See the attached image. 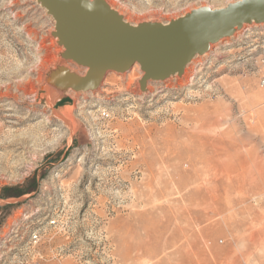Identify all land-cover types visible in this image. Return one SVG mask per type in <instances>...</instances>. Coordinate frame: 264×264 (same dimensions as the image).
I'll list each match as a JSON object with an SVG mask.
<instances>
[{"label": "rangeland", "instance_id": "obj_1", "mask_svg": "<svg viewBox=\"0 0 264 264\" xmlns=\"http://www.w3.org/2000/svg\"><path fill=\"white\" fill-rule=\"evenodd\" d=\"M104 1L137 26L242 0ZM55 32L0 0V264H264V23L145 89L86 86Z\"/></svg>", "mask_w": 264, "mask_h": 264}, {"label": "water", "instance_id": "obj_2", "mask_svg": "<svg viewBox=\"0 0 264 264\" xmlns=\"http://www.w3.org/2000/svg\"><path fill=\"white\" fill-rule=\"evenodd\" d=\"M56 21L65 58L88 70L85 85L98 87L110 72L135 65L141 87L183 74L211 45L253 21L264 23V0H242L225 9L201 8L168 24L132 25L104 0H39Z\"/></svg>", "mask_w": 264, "mask_h": 264}, {"label": "bare ground", "instance_id": "obj_3", "mask_svg": "<svg viewBox=\"0 0 264 264\" xmlns=\"http://www.w3.org/2000/svg\"><path fill=\"white\" fill-rule=\"evenodd\" d=\"M212 46V45H211ZM211 48V47H210ZM62 85H65L66 86V84H62ZM56 86V85H55ZM63 88V87H62ZM67 89V88H66ZM59 91H61V90H59Z\"/></svg>", "mask_w": 264, "mask_h": 264}]
</instances>
